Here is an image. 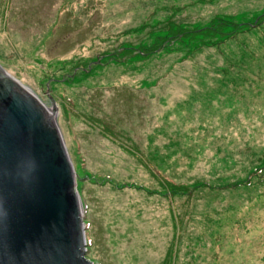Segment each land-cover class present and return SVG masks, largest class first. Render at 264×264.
Segmentation results:
<instances>
[{
	"label": "rangeland",
	"instance_id": "1",
	"mask_svg": "<svg viewBox=\"0 0 264 264\" xmlns=\"http://www.w3.org/2000/svg\"><path fill=\"white\" fill-rule=\"evenodd\" d=\"M257 11L264 0H0V64L56 103L92 264H264V23L188 57L93 61L144 39L149 26L131 29L147 20ZM195 181L188 199L162 191Z\"/></svg>",
	"mask_w": 264,
	"mask_h": 264
},
{
	"label": "water",
	"instance_id": "2",
	"mask_svg": "<svg viewBox=\"0 0 264 264\" xmlns=\"http://www.w3.org/2000/svg\"><path fill=\"white\" fill-rule=\"evenodd\" d=\"M8 76L0 64V264H92L56 103L54 119Z\"/></svg>",
	"mask_w": 264,
	"mask_h": 264
},
{
	"label": "trees",
	"instance_id": "3",
	"mask_svg": "<svg viewBox=\"0 0 264 264\" xmlns=\"http://www.w3.org/2000/svg\"><path fill=\"white\" fill-rule=\"evenodd\" d=\"M157 7L151 13L152 17L159 12ZM174 12H177L176 8L171 11V13ZM173 16L174 15L170 17L166 16L163 20L154 19L152 24L150 20L140 23L138 28L131 29V32H140V34H142L145 32L146 27L149 26L151 29L147 32L144 39H141L136 43L123 42L119 44L114 51L99 56H103V58L106 57L105 60H103V58L99 59V57H95V60L93 61H97L99 64H106L112 61L114 64L124 63L125 67H131L135 62H150L164 53H175L177 55L188 57L192 50L199 51L203 49V47H225L231 41H238V37L241 35L257 33L259 26L264 23V11L254 12L249 18L245 17L244 13L230 15L217 13L203 24L196 23L191 25L185 24L183 23L184 21L181 20L180 22L175 21L172 18ZM261 32V35L263 36L260 37V42L264 40V30H261ZM241 46V49L244 50L243 54L246 55L248 53V58L251 59L253 55L250 52H246L248 50L243 40H241ZM244 59L245 56H241L238 61L244 62ZM86 72L87 71L83 69L74 72V76L71 80H75L77 75L86 76ZM261 159L264 161L263 157H261ZM258 169L261 172V169L263 168L259 166L256 170ZM248 174L249 172L242 178L235 179L237 181L230 183L227 182L226 185H222L221 187H245L244 184H248L250 181V176L248 177ZM193 183L194 184L191 186H188L183 182H165L162 183L164 184V189L162 191H164L169 198H190L192 193L202 190L203 186L206 185L205 182L195 181ZM256 185H264V175H260L259 179L256 181Z\"/></svg>",
	"mask_w": 264,
	"mask_h": 264
},
{
	"label": "bare ground",
	"instance_id": "4",
	"mask_svg": "<svg viewBox=\"0 0 264 264\" xmlns=\"http://www.w3.org/2000/svg\"><path fill=\"white\" fill-rule=\"evenodd\" d=\"M9 77V76H8ZM7 77V78H8ZM9 79L10 80H12L10 77H9ZM14 81V80H13ZM15 82V81H14ZM22 83V82H21ZM17 84V83H16ZM43 102V101H42ZM44 104H45V106L47 107V110H48V112L50 113V115L51 116H53V118L55 119V115H54V113H53V110L51 109V107L49 106V105H47L45 102H43ZM57 116V115H56ZM87 250H88V248H87ZM87 252V251H86Z\"/></svg>",
	"mask_w": 264,
	"mask_h": 264
}]
</instances>
